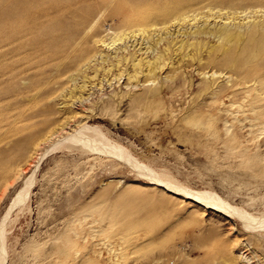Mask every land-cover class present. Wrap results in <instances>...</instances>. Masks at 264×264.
<instances>
[{"label": "rangeland", "instance_id": "374dc122", "mask_svg": "<svg viewBox=\"0 0 264 264\" xmlns=\"http://www.w3.org/2000/svg\"><path fill=\"white\" fill-rule=\"evenodd\" d=\"M61 1L102 10H91L94 21L84 28L51 0H0L4 264H264V228L257 223L252 231L236 218L241 212L264 218V94L256 89L264 55L246 47L250 26L264 23V0H191L150 19L158 23L147 28L156 50L170 45L180 54L155 81L138 83L125 73L112 79L115 68L102 78L100 67L109 65L103 58L140 56L153 43L137 33L105 45L123 31L120 18L108 13L115 0ZM26 6L36 17L34 34L11 36ZM223 25L239 39L223 43L216 33ZM93 30L105 44H83ZM221 45L230 48L227 55ZM155 53L148 49L143 57ZM83 80L82 99L70 101L65 93ZM154 176L174 190L151 183ZM25 180L31 183L25 204L13 208ZM197 194L230 206L227 214L189 199ZM77 242L74 258L59 257Z\"/></svg>", "mask_w": 264, "mask_h": 264}, {"label": "bare ground", "instance_id": "6f19581e", "mask_svg": "<svg viewBox=\"0 0 264 264\" xmlns=\"http://www.w3.org/2000/svg\"><path fill=\"white\" fill-rule=\"evenodd\" d=\"M28 1H30V0H26V2H28ZM63 2L61 0H51V4L52 5L59 3V8H58L59 12L62 13L64 11H66V12L72 14L75 17L77 16V18H78V24L77 25L78 26L85 25L84 28H87L90 25V23H92V21H94L93 20V18H94L93 15L94 14L90 13L91 10H93L91 8L92 6L88 5L85 2H82V3L79 2L76 6H74L71 9L66 3H63ZM108 2H111V1H108ZM190 2H191V0H163L161 2H160V0H115L114 6H112L108 10V13H110L111 16L114 15V16H117V17L120 18V20L122 21V23H121L122 25L120 26V28H121L120 31H122V30L123 31L120 32V33L117 32L113 37L110 36L109 39H108V42L105 44V40H102L103 38L102 39L99 38V39H96V40L94 39V37H99V36H98L97 32L93 30V32H91V33L88 32V34H84V37L82 36L83 39H84V42L87 41L88 39H90V40L94 39L93 40L94 44L97 42V43H103L106 46H111L115 42L120 41L123 38L125 39L126 36H128L129 38L130 37L135 38L136 34L139 33L140 35L143 34L142 40H143V38L146 37L147 40H149V42L153 41V43H151V46L149 45L145 49V51L142 52V54L140 56H136L135 57L134 53L135 52L137 53L138 51H134V53L129 54V56H126V57L125 56L124 57L118 56V54H116L115 56H113V58L110 57L107 60H106V57H105V59L103 58L104 60L102 59V61L103 62H107L109 65H108L107 70H106V68L104 66L100 67L103 70V72L106 73V74H103L104 76L102 78H105L110 73V71H112V69L115 68V69H117L118 73L114 74L112 79H116L117 81H119L121 79L120 77L123 75V73H125V76L127 75L126 78H127L128 81H132L133 80V81L138 83L140 81V77H143V82H145V81H155V79H157L156 75L158 74V72L162 71V69L165 66L172 65V62H173V60H172L173 57L172 56L174 55V53H175V55L180 54V53L179 52L177 53V51H175V50L173 51L171 49L170 45H169V47H167L164 50H161V49L160 50H156L157 44H158V40H153L151 37H149V29H147V28H148V26L149 27H153V26L156 27V25L158 23L149 22V20L152 19V18H157V17H160V18L167 17V16L173 14L174 11L180 9L183 6L188 5ZM17 5H19V4H17ZM108 7L109 6H106V8H108ZM32 9H33V7L26 6V8L21 13L17 14L14 17V19H13V21L11 23V26H10V35L11 36H17L20 33L24 34V37H25V35L29 36V35H33L34 34V28H35V25H36V22H35L34 18H36V17L33 16V10ZM101 10L102 9L99 8V9H94L93 11H94L95 14H97ZM104 10L106 11L107 9H104ZM40 11H38V13ZM36 14L37 13H34V15H36ZM41 15H42V13H41ZM186 18L187 17H184V18L179 19V20H183V19H186ZM76 28L78 30V27H76ZM91 28H92V26H91ZM88 30H90V27H89ZM248 31H249V37L247 39L246 47H248V49H252V47L255 49V50H249L251 53H253L252 51H254V52H256V53H258L260 55L261 54L264 55V23L263 22H254L250 26V30H248ZM216 33L221 38L223 43H227L228 41H235V40L239 39V33L237 34V33L232 32L228 27H226L224 25L221 28H219L218 30H216ZM20 38H23V37H20ZM15 41H16V39H15ZM17 41H16V43H17ZM23 42L24 41H22V43ZM83 44H87V43L85 42ZM70 45H72V43ZM87 45H85L86 49L88 48ZM49 46H51V45H49ZM190 46L193 48V50H197V48H198L197 44L190 43ZM60 49L61 48L59 47V52H61ZM148 49L150 51H152V52L156 51V53L154 54L153 57H151L149 59H146L147 56L143 57V54H145L146 50H148ZM219 49L222 50L225 55H227L230 48L227 47V45L226 46L221 45V47H219ZM141 50L142 49H140L139 51H141ZM177 50H179V49H177ZM47 51L50 52V53L51 52H56V51H54V49H50V50H47ZM71 52H72V50H71ZM64 54H66V53H64ZM185 56H188V54L185 53L183 55V57H185ZM192 56H194V55L190 54L189 60L192 59ZM255 56L256 55L254 54L253 57L255 58ZM85 57L87 58L89 56L85 55ZM50 58H52V57H50ZM75 58L77 59V57H75ZM62 62H63V60H60V63H62ZM60 63H59V68H60ZM128 63H130V67H131L130 71H126ZM65 71L67 72L66 66H65ZM252 71L250 73L251 74L250 77L255 76L254 72L257 71V70L253 69ZM95 72H97V68L94 69V76L96 75ZM213 74H214V72L212 73V75ZM82 77L83 78H87L86 75H83ZM245 79H246L245 82H250V80L248 79V76ZM102 81L100 80V83H102ZM85 82L86 81L83 80V83L81 85H79L77 88L75 87L73 89H70L68 92L65 93L68 96V99H70V101H78V100L82 99L83 96L81 94H82V89H84V87H85ZM257 83H258V85L256 87L257 91L260 94H264V81L263 80H261L260 82L257 81ZM260 84H262V85H260ZM76 93L78 94V96L76 95ZM86 131H87V129H86ZM97 141L100 142L101 140L98 139ZM109 147H110V154H113L114 156H117V157H120V158L123 156L122 150H120L119 148L114 147V146H109ZM101 150H102V147H101ZM145 170H147V169H145ZM150 179H153L155 181V182H151V183L156 184L157 186H160V187H162L165 190L166 189L167 190L169 189V190H172V191L174 190L173 187L171 185H169V183L166 182V181L157 180L155 178V176L154 177H150ZM30 187H31V183L29 182V180H25V182L22 185L21 189H19L20 191L18 190L19 192L16 193V197L15 198L13 197L14 198V200L12 202V207L13 208H16V207L21 208V207L24 206L25 201H26L27 196H28V193H29ZM181 190H182V193H183V189H181ZM176 191H177V189H176ZM185 197H187V196H185ZM189 199H191L192 201L195 200L196 202H200L202 205H204V207L209 208V210L212 209V210H215L216 212L220 211V212H223L224 214H227L228 209L230 208V206L220 205V203L217 200H215V198L213 196L210 197V198H206V196L203 197V196H200V195L197 194V195H194L193 198H189ZM9 207H11V206H9ZM230 212H232V211H230ZM239 212H241V211H239ZM246 213H244V212L243 213L242 212L241 213H237V217H236V218H238L239 221H241L245 225L244 227H247L248 229H250L252 231H255V229L258 228V227L259 228H264V218L262 220H258L257 221V220H255V218H253L252 216L248 215V213L247 214ZM230 215H232V214H230ZM257 223L258 224L260 223L258 227H257ZM0 232H1V230H0ZM73 235H75V233H73ZM73 248H75V249H73ZM79 248H80V242L79 243L77 242V243H75L73 245L72 244L71 245L67 244V248L64 247V249H62V251L61 250L59 251V253H60L59 257L63 256L64 260H67L68 258H74L77 255V253L79 252ZM114 250H115V248H113V246L108 248V251L111 252V253H114ZM1 251H3V248H2ZM1 255H0V264H4V261H3ZM226 261L228 262V264H235L229 259L226 260ZM227 262H223V263H227ZM78 264H81V263H78Z\"/></svg>", "mask_w": 264, "mask_h": 264}]
</instances>
